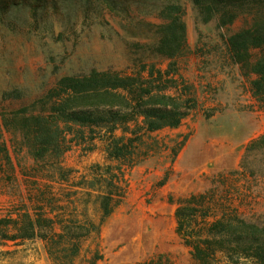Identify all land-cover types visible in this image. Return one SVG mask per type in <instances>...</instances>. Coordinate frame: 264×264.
I'll use <instances>...</instances> for the list:
<instances>
[{
  "label": "rangeland",
  "instance_id": "374dc122",
  "mask_svg": "<svg viewBox=\"0 0 264 264\" xmlns=\"http://www.w3.org/2000/svg\"><path fill=\"white\" fill-rule=\"evenodd\" d=\"M171 3L184 11L189 50L179 60V73L193 86L199 108L179 127L145 135L138 163L125 173L122 203L99 233L83 240L74 264H89L94 258L100 264H133L158 255L176 264L191 263L190 247L177 232V200L204 192L222 181L221 175L237 170L243 185H253L255 194L264 197V147L246 153L249 143L264 135V109L250 92L251 79L226 53L222 35L227 28H219L216 17L204 22L193 0H3L0 123L3 114L30 106L64 77H83L94 70L136 74L152 64L167 69L169 61L150 47L165 22L160 11ZM262 9L259 1L241 5L230 28L252 22V13ZM6 92L12 96H4ZM18 136L4 130L17 185L10 187L12 193L0 189L2 213L20 209L24 197L29 202L34 198L33 182L24 176L32 175L33 159ZM107 162L100 150L74 148L65 157V165L74 170L73 181L88 174L93 164ZM97 196H90L87 210L99 223ZM62 201L67 204L66 198ZM258 208L264 212V202ZM0 264L55 263L45 242L27 240L0 244Z\"/></svg>",
  "mask_w": 264,
  "mask_h": 264
},
{
  "label": "trees",
  "instance_id": "16d2710c",
  "mask_svg": "<svg viewBox=\"0 0 264 264\" xmlns=\"http://www.w3.org/2000/svg\"><path fill=\"white\" fill-rule=\"evenodd\" d=\"M258 1L264 4V0L193 3L204 22L216 17L218 27L227 28L222 35L226 53L251 79L250 92L264 109V9L254 11L252 22L240 29L230 28L241 5ZM2 4L0 0V9ZM160 15L165 22L150 49L169 61L167 69L152 64L143 65L136 74L94 70L83 77H64L30 106L3 114L0 189L12 193L10 187L17 185L16 164L4 138L8 130L18 133L33 159L32 175L24 176L33 182L34 198L29 202L24 197L18 210H0V244L42 240L55 264H74L83 240L99 233L122 203L125 173L138 163L137 151L145 144V135L177 128L199 108L193 86L179 73V60L189 50L182 6L168 4ZM262 147L264 135L253 139L246 153ZM74 148L86 153L100 150L109 162L93 164L88 174L73 181L74 170L65 165V157ZM221 176L214 187L177 200V232L190 247L189 264H264V212L258 208L264 197L255 194L253 185H243L241 170ZM93 192H98L96 202L102 210L99 223L87 210ZM98 260L89 264H100ZM133 264L176 263L158 255Z\"/></svg>",
  "mask_w": 264,
  "mask_h": 264
}]
</instances>
